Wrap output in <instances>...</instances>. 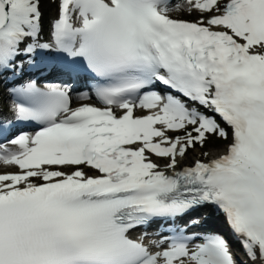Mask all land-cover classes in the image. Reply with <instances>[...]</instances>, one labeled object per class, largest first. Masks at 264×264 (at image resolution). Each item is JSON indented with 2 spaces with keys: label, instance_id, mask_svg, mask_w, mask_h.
I'll use <instances>...</instances> for the list:
<instances>
[{
  "label": "snow or ice",
  "instance_id": "1",
  "mask_svg": "<svg viewBox=\"0 0 264 264\" xmlns=\"http://www.w3.org/2000/svg\"><path fill=\"white\" fill-rule=\"evenodd\" d=\"M5 110L0 264H264V0H0Z\"/></svg>",
  "mask_w": 264,
  "mask_h": 264
},
{
  "label": "rangeland",
  "instance_id": "2",
  "mask_svg": "<svg viewBox=\"0 0 264 264\" xmlns=\"http://www.w3.org/2000/svg\"><path fill=\"white\" fill-rule=\"evenodd\" d=\"M183 19H187V18H183ZM210 143H219V142H217V141H210ZM189 155L191 156L193 154L192 153H189Z\"/></svg>",
  "mask_w": 264,
  "mask_h": 264
},
{
  "label": "bare ground",
  "instance_id": "3",
  "mask_svg": "<svg viewBox=\"0 0 264 264\" xmlns=\"http://www.w3.org/2000/svg\"><path fill=\"white\" fill-rule=\"evenodd\" d=\"M173 13H176V12H173ZM192 17H195V18H196L195 14H193ZM213 154H214V153H213ZM196 155H199V153L197 152ZM0 167H1V166H0Z\"/></svg>",
  "mask_w": 264,
  "mask_h": 264
}]
</instances>
